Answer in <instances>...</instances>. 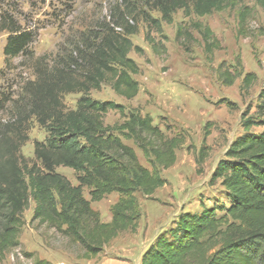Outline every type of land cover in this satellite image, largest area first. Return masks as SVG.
<instances>
[{
  "label": "trees",
  "instance_id": "1",
  "mask_svg": "<svg viewBox=\"0 0 264 264\" xmlns=\"http://www.w3.org/2000/svg\"><path fill=\"white\" fill-rule=\"evenodd\" d=\"M243 1L153 0L151 9L160 19L147 12L140 18L121 14L94 36V44L84 39L66 60L50 67L31 49L37 32L21 26L9 13L0 14V32L7 33L2 51L4 71L16 59L25 60L23 66L33 70V79L21 83L19 93L0 91V263L20 247L23 213L30 201L34 204L31 223L78 245L85 260L100 256L120 234L136 233L141 213L135 193L150 199L166 184L160 170L175 164L184 139L169 137L139 111L127 116L118 104L93 100L90 92L106 85L126 100L137 96L139 85L131 76L138 75L139 68L129 54L143 52L129 37L137 33L138 22L148 28L146 41L152 51L165 54L166 49H158L150 34L161 35V24H171L177 11L185 18H201L237 9L241 28L251 16ZM252 1L264 9V0ZM190 30L199 34L207 55L219 49L209 26L200 22L178 25L176 39L184 35L190 40ZM4 71L0 72L2 81ZM217 71L225 86L240 76L224 63ZM255 82L256 75L246 73L241 91L248 93ZM68 94L80 95L75 110H66L63 98ZM249 110L242 115L243 134L230 143L211 177L212 184L219 181L223 201L203 205L199 212L180 214L173 227L159 234L143 252L140 264H264V132L255 135L251 131L264 128V89L257 97L255 112L249 115ZM110 111L119 112L124 121L105 125ZM32 121L47 133L44 142L34 143V161L21 154ZM122 139L135 144L151 170L140 164L133 148ZM203 150L197 165L207 156ZM59 167L72 170L77 184L58 173ZM84 189L89 199L84 197ZM113 193L119 197L110 207V221L103 222L91 204ZM23 254L33 264H50L31 253Z\"/></svg>",
  "mask_w": 264,
  "mask_h": 264
},
{
  "label": "rangeland",
  "instance_id": "2",
  "mask_svg": "<svg viewBox=\"0 0 264 264\" xmlns=\"http://www.w3.org/2000/svg\"><path fill=\"white\" fill-rule=\"evenodd\" d=\"M152 2L75 0L71 4L70 0H0V14L9 13L21 26L37 32L31 49L43 65L50 67L66 60L72 49L79 47L78 43L84 39H88L90 45L94 44V36L99 35L112 18L121 14L140 18L142 12H147L153 18L160 19V14L151 9ZM242 6L250 9L251 16L241 28L237 9H225L201 18L194 15L185 18L182 11H177L172 16L171 24H161V35L155 32L150 34L158 49H166L165 54L152 51L146 41L148 28L138 22L137 33L129 37L133 45L143 52L141 55L135 52L129 54L139 68V74L131 76L139 85L137 96L126 100L106 85L90 92L93 100L118 104L127 116L139 111L142 116H149L153 125L169 137L179 135L184 139L182 147L176 151L175 164L167 170H160L166 184L157 189L150 199L139 192L135 193L141 213L139 231L125 232L118 237H127L126 243H130L131 248L136 247L135 241L147 240L171 229L180 214L199 212L203 205L209 207L223 201L219 181L212 184L211 177L218 162L224 159L230 143L243 134L242 115L248 108L249 115L255 112L257 97L264 89V9L252 0H244ZM191 22L209 26L219 43V49L207 55L204 43L194 30H190V40L182 35L178 41V25ZM6 37V32H0V72L5 69L2 51ZM24 61L16 59L11 69L4 71L6 78L0 80V91L17 94L21 83L33 79V70L25 68ZM222 63L230 72L240 73L231 86L223 85L218 78L217 68ZM246 73H254L256 82L248 93H243L241 82ZM79 97V94L65 95L63 101L66 110H75ZM123 121L124 118L117 111L108 112L104 118L108 126ZM251 131L258 135L264 132V128L254 127ZM205 133H208L207 136ZM28 137L21 154L34 161V143L44 142L47 133L32 121ZM122 141L133 148L140 164L151 170L135 144L131 140ZM202 147L207 156L201 165H197ZM56 171L73 185L77 184L72 170L59 167ZM83 195L89 199L87 189H84ZM118 197L113 193L91 204L103 222L110 221V207ZM33 206L30 201L28 210L23 213L25 225L20 234V247L9 252L0 264H33V259L24 257L23 253H31L50 263L96 264L82 258L78 245L70 243L53 230L38 226L36 222L31 223ZM131 239L134 241L130 242ZM106 248L113 254L103 253L98 256L99 261L102 257H115L114 244L111 242ZM136 253L133 249L130 255L134 257Z\"/></svg>",
  "mask_w": 264,
  "mask_h": 264
},
{
  "label": "crops",
  "instance_id": "3",
  "mask_svg": "<svg viewBox=\"0 0 264 264\" xmlns=\"http://www.w3.org/2000/svg\"><path fill=\"white\" fill-rule=\"evenodd\" d=\"M137 231H139V228L137 229ZM157 236L158 235H154L152 238H149L147 240L142 239L141 241H135L137 243H136V247H134V248L133 247L131 248V246H129L130 243H126L128 240L127 237L124 239L123 238L119 239L118 238L119 236H118L116 239L111 241L112 244H114V246L116 247L115 257H111V256L110 257H102L100 261H99L98 257H96L95 259H91L90 261H92L94 263L96 262V264H107V262H109L108 264H140L141 255L149 246H151L153 244V242L155 241ZM115 240H116V243H115ZM117 240H118V242H117ZM132 241H134V240L131 239L130 242H132ZM133 249L137 252L135 254L136 256H134V257L132 255H130V253ZM103 253L109 254V255L113 254L112 251H108L106 246L104 247L102 254ZM41 260H44V259H41ZM47 262H49V261H47ZM50 264H63V263H50Z\"/></svg>",
  "mask_w": 264,
  "mask_h": 264
}]
</instances>
